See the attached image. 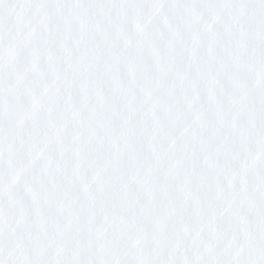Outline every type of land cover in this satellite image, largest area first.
<instances>
[{"label": "snow or ice", "instance_id": "6c2138e0", "mask_svg": "<svg viewBox=\"0 0 264 264\" xmlns=\"http://www.w3.org/2000/svg\"><path fill=\"white\" fill-rule=\"evenodd\" d=\"M13 6L0 264H264V0Z\"/></svg>", "mask_w": 264, "mask_h": 264}]
</instances>
